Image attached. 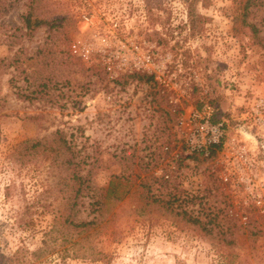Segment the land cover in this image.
I'll return each mask as SVG.
<instances>
[{"label":"rangeland","instance_id":"rangeland-1","mask_svg":"<svg viewBox=\"0 0 264 264\" xmlns=\"http://www.w3.org/2000/svg\"><path fill=\"white\" fill-rule=\"evenodd\" d=\"M52 1L75 22L61 48L80 64L63 71L69 85L49 84L59 104L19 97L40 84L48 27L24 28L29 35L13 47L12 31L0 29V254L34 252L65 215L51 157L23 158L17 149L61 131L91 171L76 222L96 224L82 233L62 228L44 264H264V47L235 34L240 0H198L207 21L195 36L183 0H152L151 14L147 0ZM26 12L20 1L2 22L25 26ZM259 29L264 46V23ZM206 105L224 125L223 143L192 153L190 118ZM111 181L122 200L107 198ZM146 181L181 216L143 212ZM184 212L221 222L205 233Z\"/></svg>","mask_w":264,"mask_h":264},{"label":"trees","instance_id":"trees-1","mask_svg":"<svg viewBox=\"0 0 264 264\" xmlns=\"http://www.w3.org/2000/svg\"><path fill=\"white\" fill-rule=\"evenodd\" d=\"M20 1H25L27 8L24 17L25 26H15L14 28L4 25L3 18L10 11V9ZM188 9V20L190 33L192 36L198 35L206 24V18L197 13L198 0H183ZM152 0H147L148 12L151 14L155 7H152ZM157 9H161V4H157ZM60 5L54 3L52 0H0V29L6 27L12 31L8 37L6 45L13 47L20 43L25 36L24 28L30 31L33 28L46 26L51 31L50 35L45 42L46 47L40 49L39 56H42L43 62L41 63L40 71L36 74L39 86L34 88L28 95L19 94L20 98L25 100H39L49 104H59L56 100L53 92L49 89V84L56 83V85H69V81L65 79L63 71L68 68L70 72H76L77 66L80 65L77 61L71 60L69 55L64 54L62 46L65 42L70 40L69 32L75 28V22L73 19L60 11ZM264 23V0H240L238 3V9L233 19V30L235 34L240 31L250 35L254 39V43L259 46H263V39L260 38L259 27ZM34 27H33V26ZM72 31V30H71ZM50 40H54L51 48H48ZM18 62V60H15ZM15 62V63H16ZM50 71V72H47ZM47 72L50 76L43 77L42 73ZM56 80L53 81L54 76ZM29 79V75L27 74ZM135 78L139 82L151 83L152 78L147 75H136ZM159 95V94H158ZM160 96V95H159ZM156 102L159 100L156 98ZM162 100L160 99V103ZM165 113L168 117H172L169 112ZM172 120L175 125H178L179 112L173 114ZM17 149L18 155L27 158L31 156V152L35 154L42 153L51 157L52 164L58 169L60 173V179L62 180V193L64 194L65 202V215L60 222H57L52 229L45 234L43 246L34 252H28L24 249H19L17 252L6 255L0 254V264H44L47 259L57 253V243L62 240L60 235L61 229L65 228L67 231L80 233L84 231L92 230L95 226V221L92 222H76L79 211L78 199L85 190V186L90 182L89 176L91 171L83 169L84 162L78 158V153L71 146L66 139L64 132L57 131L52 139L33 142L29 141L21 143ZM20 157V158H21ZM21 162V160H18ZM22 161H24L22 159ZM148 179H151L153 184L159 183V180L154 178L153 175H148ZM142 186V193L139 198L142 200L141 210L143 212L148 209L164 212L169 215L181 216L174 208V202L171 199L165 200L160 197H156L152 192V185L147 181ZM119 185L111 181L107 189V198L116 197L118 200H122L118 191ZM182 220L191 226L201 229L205 233H210L209 225L217 227L220 225L221 219L214 216L208 221H202L199 218H194L191 214L184 212L182 214ZM242 227V226H241ZM75 234V233H74ZM79 234V233H77ZM260 234H249L248 237L257 240Z\"/></svg>","mask_w":264,"mask_h":264},{"label":"built area","instance_id":"built-area-1","mask_svg":"<svg viewBox=\"0 0 264 264\" xmlns=\"http://www.w3.org/2000/svg\"><path fill=\"white\" fill-rule=\"evenodd\" d=\"M84 22H88V16L83 17ZM75 52L77 53L75 46ZM82 53H85L83 51ZM214 109L206 105L201 111H196L190 118L189 146L192 153H209L210 149L221 146L224 138L223 123L214 124Z\"/></svg>","mask_w":264,"mask_h":264}]
</instances>
